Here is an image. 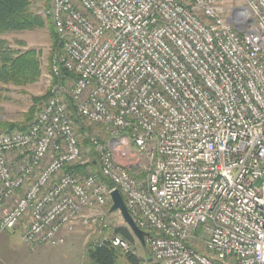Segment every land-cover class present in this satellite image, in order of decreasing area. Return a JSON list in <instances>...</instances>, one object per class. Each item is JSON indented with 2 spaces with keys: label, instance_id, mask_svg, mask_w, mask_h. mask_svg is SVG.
I'll list each match as a JSON object with an SVG mask.
<instances>
[{
  "label": "built area",
  "instance_id": "obj_1",
  "mask_svg": "<svg viewBox=\"0 0 264 264\" xmlns=\"http://www.w3.org/2000/svg\"><path fill=\"white\" fill-rule=\"evenodd\" d=\"M47 6L64 46L52 71L75 75L74 110L106 139L90 138L84 159L50 78L28 129L0 133V234L55 248L77 223L103 233L117 189L151 264H264V0Z\"/></svg>",
  "mask_w": 264,
  "mask_h": 264
},
{
  "label": "rangeland",
  "instance_id": "obj_2",
  "mask_svg": "<svg viewBox=\"0 0 264 264\" xmlns=\"http://www.w3.org/2000/svg\"><path fill=\"white\" fill-rule=\"evenodd\" d=\"M46 2V0H34L31 9L34 13L40 15L47 21L48 19L43 16V12L48 7L47 5L45 6ZM0 39L5 40L12 49L19 52L34 50L39 59L41 76L35 84L26 87H14L0 84V123H21L23 120L22 116L31 106V99L33 97L46 95L47 91L50 89L48 83L51 78L48 72L50 63L49 57H52L54 51H52L51 40L47 28L24 33H9L2 35ZM63 54L64 46L62 44L61 52L54 54L53 57L56 58ZM72 87L73 80L68 81L66 86L63 87L67 96ZM84 125L85 127L91 126V130L88 131L84 137L80 136L79 140L82 146L84 159H92L94 158V153L92 156L88 153V146L85 145L84 139L86 138L89 140L93 137L104 142L106 137L100 127L89 125L87 122H84ZM3 132L4 131H1L0 133ZM116 160L127 167H130L133 162L131 160H123L118 156H116ZM136 160L139 161L141 166L145 165L142 157H136ZM93 170L96 171V168ZM90 171V168L81 167L78 172L85 174ZM9 205H6L0 210V216L8 210ZM106 220L108 228L103 233H99L94 228H87L77 223L74 226L73 232L68 235L63 245L47 249L45 252L35 253V248L38 246L30 247L25 245L21 239V228L17 227L13 230L2 232L0 234V257L12 258L14 256L18 259L17 261L22 264H88L86 256L87 247L105 238L109 239L112 236L114 228L125 226L119 213H110L108 211L106 213ZM135 241L136 243L131 247L133 253L140 259H146L139 242L136 239ZM29 251L32 252L30 253ZM1 264H5V262L1 261Z\"/></svg>",
  "mask_w": 264,
  "mask_h": 264
},
{
  "label": "trees",
  "instance_id": "obj_3",
  "mask_svg": "<svg viewBox=\"0 0 264 264\" xmlns=\"http://www.w3.org/2000/svg\"><path fill=\"white\" fill-rule=\"evenodd\" d=\"M47 1V0H46ZM34 0H0V37L9 33H24L35 30L48 29L51 40L52 51L58 54L62 50V42L52 27L51 23L44 20L40 15L34 13L31 9ZM47 5V2L45 6ZM49 57L48 72L51 75V86L65 87L68 81L74 80L75 75L66 71L62 65H58V73L52 71V64L55 57ZM41 76V69L38 56L34 50L19 52L12 49L9 44L0 39V84L11 85L14 87H26L35 84ZM49 97V90L46 95L33 97L31 106L22 116L21 123H0V132H11L14 130L26 131L33 123L35 114L41 108V105ZM64 102L70 117L76 127L77 132L84 135L91 130V126L85 127L83 120L74 110V105L70 98L65 95ZM85 145L89 146V140L84 139ZM88 166L94 169V163ZM81 167H76L79 171ZM105 185L111 184L105 181ZM110 212V208L108 210ZM112 236H118L132 247L136 241L130 231L125 227H116L113 229ZM146 259L138 258L131 249L124 253L119 249L112 247L110 242L100 241L94 245H89L86 250L88 264H151V254L147 247L142 248Z\"/></svg>",
  "mask_w": 264,
  "mask_h": 264
},
{
  "label": "water",
  "instance_id": "obj_4",
  "mask_svg": "<svg viewBox=\"0 0 264 264\" xmlns=\"http://www.w3.org/2000/svg\"><path fill=\"white\" fill-rule=\"evenodd\" d=\"M111 207L110 213H119L125 227L130 231L132 236L139 242L142 248L146 247L145 237L148 236L147 233L141 231L134 223L131 218L125 204L124 200L117 189L110 193Z\"/></svg>",
  "mask_w": 264,
  "mask_h": 264
},
{
  "label": "crops",
  "instance_id": "obj_5",
  "mask_svg": "<svg viewBox=\"0 0 264 264\" xmlns=\"http://www.w3.org/2000/svg\"><path fill=\"white\" fill-rule=\"evenodd\" d=\"M50 248L51 247L40 245V246H38V247L35 248V253L36 252H45L47 249H50ZM29 252L31 253L32 251H29ZM17 260L18 259H16V257H14V256L12 258H9V257H7V258L0 257V264H1V261H4L5 264H22V263H20Z\"/></svg>",
  "mask_w": 264,
  "mask_h": 264
}]
</instances>
